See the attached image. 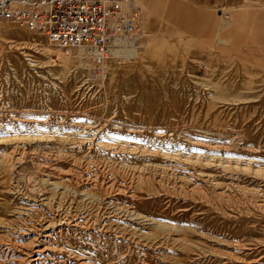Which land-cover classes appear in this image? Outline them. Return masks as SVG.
Segmentation results:
<instances>
[{
  "label": "rangeland",
  "instance_id": "rangeland-1",
  "mask_svg": "<svg viewBox=\"0 0 264 264\" xmlns=\"http://www.w3.org/2000/svg\"><path fill=\"white\" fill-rule=\"evenodd\" d=\"M132 4L99 65L0 20V264H264V6L205 41Z\"/></svg>",
  "mask_w": 264,
  "mask_h": 264
},
{
  "label": "built area",
  "instance_id": "built-area-1",
  "mask_svg": "<svg viewBox=\"0 0 264 264\" xmlns=\"http://www.w3.org/2000/svg\"><path fill=\"white\" fill-rule=\"evenodd\" d=\"M138 8L132 0H0V20L42 31L61 46L81 45L99 65L115 39L134 37Z\"/></svg>",
  "mask_w": 264,
  "mask_h": 264
},
{
  "label": "crops",
  "instance_id": "crops-1",
  "mask_svg": "<svg viewBox=\"0 0 264 264\" xmlns=\"http://www.w3.org/2000/svg\"><path fill=\"white\" fill-rule=\"evenodd\" d=\"M144 2L154 15L175 28L205 41L217 33L226 16L233 20L247 19L253 13L254 7L264 6V0H144ZM258 16L264 20V10L260 11Z\"/></svg>",
  "mask_w": 264,
  "mask_h": 264
},
{
  "label": "bare ground",
  "instance_id": "bare-ground-1",
  "mask_svg": "<svg viewBox=\"0 0 264 264\" xmlns=\"http://www.w3.org/2000/svg\"><path fill=\"white\" fill-rule=\"evenodd\" d=\"M124 5H125V2H124ZM20 24V23H19ZM26 26V25H25ZM29 29V28H28ZM49 38V37H48ZM52 42V41H51ZM68 46H71V45H68Z\"/></svg>",
  "mask_w": 264,
  "mask_h": 264
}]
</instances>
